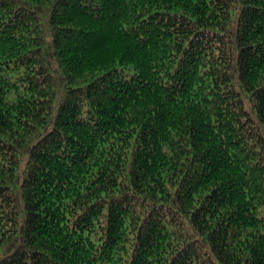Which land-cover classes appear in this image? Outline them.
Segmentation results:
<instances>
[{
  "label": "trees",
  "instance_id": "obj_1",
  "mask_svg": "<svg viewBox=\"0 0 264 264\" xmlns=\"http://www.w3.org/2000/svg\"><path fill=\"white\" fill-rule=\"evenodd\" d=\"M0 264H264V0H0Z\"/></svg>",
  "mask_w": 264,
  "mask_h": 264
}]
</instances>
